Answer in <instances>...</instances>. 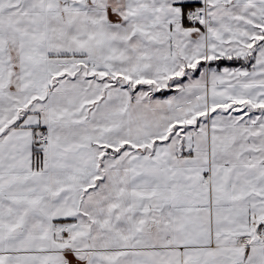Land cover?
Instances as JSON below:
<instances>
[{"label":"snow or ice","instance_id":"snow-or-ice-1","mask_svg":"<svg viewBox=\"0 0 264 264\" xmlns=\"http://www.w3.org/2000/svg\"><path fill=\"white\" fill-rule=\"evenodd\" d=\"M0 264H264V0H0Z\"/></svg>","mask_w":264,"mask_h":264}]
</instances>
